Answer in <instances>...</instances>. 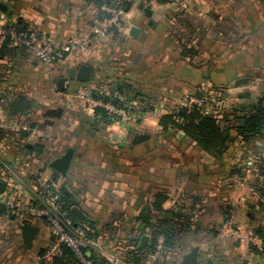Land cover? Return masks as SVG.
<instances>
[{
  "label": "crops",
  "instance_id": "1",
  "mask_svg": "<svg viewBox=\"0 0 264 264\" xmlns=\"http://www.w3.org/2000/svg\"><path fill=\"white\" fill-rule=\"evenodd\" d=\"M0 1L7 5L6 12H0L6 22L54 43L75 36L87 41L86 49H74L50 65L26 49L7 45L0 58L4 191L28 199L38 197L44 183L54 190L64 184L65 193L85 214L84 221L99 232L90 245L106 258L115 254L121 264L120 249L128 237L138 238L139 247L146 235L141 248L149 241L150 229L138 220L143 210L159 217L164 212L190 215V227L170 248L158 236L161 250H142L131 264H180L194 246L197 264H264V254L251 252L248 240L257 225L264 228V195L257 189L262 179L252 168L264 151V138L242 141L230 129L228 150L216 159L182 131L172 138L169 129L158 125L161 115L184 104L188 95L202 92L205 68L232 72V87L241 77L249 89L242 96L249 100L264 93V0H133L116 28L105 33H100L105 18L86 0ZM131 26L139 28L136 37L128 34ZM203 55L210 58L204 61ZM220 55L226 57L221 61ZM80 64L92 68L87 82L70 77ZM59 78L64 79L63 90L57 88ZM111 85L122 88L119 97L131 111L96 127L81 94L98 88L109 93ZM28 86L35 89L32 96ZM20 94L31 108L11 114ZM54 110L57 116L46 115ZM138 134L147 137L135 143ZM66 148L73 154L62 177L46 164ZM157 192L165 195L162 212L152 207ZM10 212H0V264H52L60 252L48 263L40 258L53 239L45 218L25 221L39 228L27 249L22 223Z\"/></svg>",
  "mask_w": 264,
  "mask_h": 264
},
{
  "label": "trees",
  "instance_id": "2",
  "mask_svg": "<svg viewBox=\"0 0 264 264\" xmlns=\"http://www.w3.org/2000/svg\"><path fill=\"white\" fill-rule=\"evenodd\" d=\"M87 2L93 3L98 9L102 5L124 7L130 4V0H86ZM116 1L119 3H116ZM160 3L168 2L169 0H156ZM105 13V12H103ZM104 18L108 15L102 14ZM17 24V23H16ZM19 27L21 25L17 24ZM116 26L110 29L114 30ZM21 48L23 47H11ZM7 44L4 43L0 47V58L3 57L7 51ZM94 98H99L104 102H109L116 108L123 109L124 111H131V108L127 105V100L120 98V94H123L122 88H116L114 85L109 87V93H105L102 89L93 90L91 92ZM94 114V124L96 127L107 125L113 121L119 120L120 115L111 114L104 107L93 108ZM58 112L47 111L46 115L57 116ZM158 125L163 131L168 129H175L177 131H182L187 137H189L200 149L212 156L213 158L220 159L229 147V130H225L222 121L214 116L204 113L200 107L196 104L181 105L170 112L161 115L158 119ZM34 124H30L33 128ZM233 127V126H232ZM237 131V136L240 137L242 141H248L253 138H264V93L258 98L257 102L251 106V109L245 112L243 115L235 119L234 127ZM264 149V146L262 147ZM37 151H41V148ZM261 154L264 151L261 150ZM259 153L257 155L256 162L252 163V168L258 177L262 179L259 182L257 189L264 195V157ZM63 206L67 209L68 215L71 220L75 223L76 220L71 211V207L74 206V201L69 194L65 193V190L59 193ZM165 199V195L162 192H157L155 194V199L152 203V207L156 211H161V205ZM262 208L264 210V202H262ZM10 209L5 207H0L1 213H8ZM11 213V212H10ZM190 215L184 214H171L168 216L166 212L163 216H152L150 215V210H143L139 216L138 220L150 229V238L148 243L144 248L138 247V238L133 239L128 237L125 244L120 249V257L124 261V264H131L137 259L139 253L142 250H154L157 244L158 236L162 235L164 238L163 246L170 248L174 245L178 236L186 231L190 226ZM47 222V220H46ZM82 228H84L86 237L88 239H95L99 232L89 221H84L82 223ZM254 235L261 238V246L258 248L256 245L250 243V251L257 254H264V228L261 225H257L253 229ZM132 247H130V246ZM84 255L86 259L92 261L93 264H112L109 258L99 255L93 245H88L84 250ZM52 264H81L73 252L63 247L59 255H55Z\"/></svg>",
  "mask_w": 264,
  "mask_h": 264
},
{
  "label": "built area",
  "instance_id": "3",
  "mask_svg": "<svg viewBox=\"0 0 264 264\" xmlns=\"http://www.w3.org/2000/svg\"><path fill=\"white\" fill-rule=\"evenodd\" d=\"M101 8L108 15L104 20L103 28L100 29V33H105L106 30L119 24L122 12L113 5ZM4 43L11 47L25 48L40 62L47 65L65 58L74 49L84 50L87 47V41L76 36L54 43L46 37H40L35 32L21 28L16 23L6 22L0 17V47ZM57 96L62 97V92H57ZM81 98L90 111L100 106L107 109L109 113L121 117L128 114V111L116 108L109 102L94 98L89 90H85ZM39 189L38 197L28 199L17 197L13 191H4L0 193V207L10 209L20 223L34 218L47 220L53 239L40 256L45 263L51 260L53 254L61 252L65 247L73 252L81 264H93L84 255V250L91 241L86 237L84 228L71 220L59 193L47 183L42 184ZM248 240L256 246L260 243V238L254 234L249 235ZM161 248L162 245L159 242L156 250L159 251ZM108 258L112 264H121L120 259L113 253H109Z\"/></svg>",
  "mask_w": 264,
  "mask_h": 264
},
{
  "label": "rangeland",
  "instance_id": "4",
  "mask_svg": "<svg viewBox=\"0 0 264 264\" xmlns=\"http://www.w3.org/2000/svg\"><path fill=\"white\" fill-rule=\"evenodd\" d=\"M132 1L133 0H130V3ZM116 3H119V1L118 2L116 1ZM102 6L107 7V5H102ZM127 6L128 5L124 7L123 6L117 7V8L120 9L121 12L123 13L124 9H126ZM101 7L100 9L97 8L98 9L97 15L98 14H101V16H103L102 14L107 15L106 12L103 13L104 11ZM186 42L188 43V40ZM200 57H202L204 61L210 58L209 55H203ZM217 57L219 60L222 61L223 57H226V56L220 55ZM40 72L42 74L43 73L45 74L46 69L45 68L41 69ZM202 73L204 74V79L207 80V83H204L202 92L188 95L185 100L186 102L181 105L196 104L198 107L201 108V110L204 113L218 117L222 121V124L225 130L234 129L233 127H234L235 119H238L239 116L249 111L251 109V106L257 102L260 96L255 97L256 99H254L253 101L252 99L249 100L245 96L243 97L242 94L246 90L248 91L249 89L247 87L244 88L242 86L241 77L238 78V82H237L238 85L235 87H232L231 86L232 81L228 79V77L230 76V73L232 72H227L223 70H208L207 68H205L204 70H202ZM52 84H53L52 87L55 88L56 87L55 83H52ZM34 90L35 89L28 86V89H27L28 95L32 96L34 94L33 92H35ZM54 91L59 92L56 89H54ZM44 93H45L44 90L43 91L41 90L39 92V94H42V95H44ZM181 105H178L177 107ZM169 130L173 134L171 137L175 138V133L177 130L175 129H169ZM63 190H66V187L64 186V184L61 185L60 183L56 191L60 193ZM249 243L251 242L249 241Z\"/></svg>",
  "mask_w": 264,
  "mask_h": 264
},
{
  "label": "water",
  "instance_id": "5",
  "mask_svg": "<svg viewBox=\"0 0 264 264\" xmlns=\"http://www.w3.org/2000/svg\"><path fill=\"white\" fill-rule=\"evenodd\" d=\"M128 6L126 7V9ZM7 10V5L4 4V2L0 1V12L5 13ZM145 12H148L149 9L145 8ZM139 32V28L136 26H131L129 28L128 34L132 37H136V35ZM92 68L87 64H80L77 70H73L70 72V77L72 79H76L81 82H87L89 81L91 77ZM63 83L64 79L59 78L57 80V87L60 90H63ZM31 108V102L26 98L24 94H20L16 100L14 101L12 107H11V114H24L27 113ZM179 136H182L183 133L180 132L178 134ZM147 136L145 134H138L134 142H140L141 140L145 139ZM73 150L72 148H66L64 153L60 156L51 158L49 162L46 164V167L53 170L55 173L59 174L60 176L64 177L69 169V165L71 162ZM6 184L4 182L0 181V193H2L5 189ZM71 211L73 213V216L76 220L75 224L82 223L85 220V214L76 206L71 207ZM21 230L24 235V241H25V247L27 249H30L32 246V243L34 239L36 238L37 232H38V226L31 225L29 222H24L21 224ZM147 240V236L143 235L140 239L139 247H143L145 242ZM197 255H198V246H194L190 251L186 252L180 261V264H197Z\"/></svg>",
  "mask_w": 264,
  "mask_h": 264
}]
</instances>
